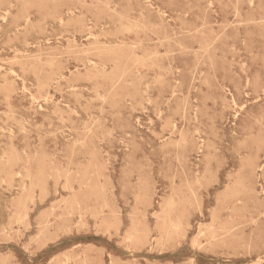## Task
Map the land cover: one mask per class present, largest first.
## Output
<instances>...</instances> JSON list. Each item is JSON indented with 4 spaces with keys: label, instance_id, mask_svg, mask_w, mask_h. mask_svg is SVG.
Here are the masks:
<instances>
[{
    "label": "rangeland",
    "instance_id": "obj_1",
    "mask_svg": "<svg viewBox=\"0 0 264 264\" xmlns=\"http://www.w3.org/2000/svg\"><path fill=\"white\" fill-rule=\"evenodd\" d=\"M0 264H264V0H0Z\"/></svg>",
    "mask_w": 264,
    "mask_h": 264
},
{
    "label": "bare ground",
    "instance_id": "obj_2",
    "mask_svg": "<svg viewBox=\"0 0 264 264\" xmlns=\"http://www.w3.org/2000/svg\"><path fill=\"white\" fill-rule=\"evenodd\" d=\"M251 1H253V0H251ZM210 4H211V3H210ZM10 6H11V5H10ZM61 21H62V20H61ZM93 61H94V60H93ZM93 61H92V62H93ZM69 72H70V71H69ZM8 99H9V98H8ZM242 107H243V105H242ZM242 107H241V108H242ZM235 116H236V115H235ZM197 154H198V153H197ZM210 217H211V216H210ZM202 232H203V231H202ZM258 258H259V257H258Z\"/></svg>",
    "mask_w": 264,
    "mask_h": 264
}]
</instances>
